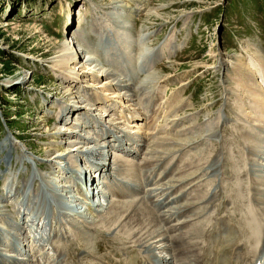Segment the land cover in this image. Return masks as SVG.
<instances>
[{"label":"rangeland","instance_id":"374dc122","mask_svg":"<svg viewBox=\"0 0 264 264\" xmlns=\"http://www.w3.org/2000/svg\"><path fill=\"white\" fill-rule=\"evenodd\" d=\"M114 5L115 8L111 9ZM132 6L134 0H0V62L13 61L15 65L11 74L1 71L0 65V146L6 143L5 140L11 145L0 153V264L13 261L23 264L26 259L32 260L31 255L36 259V264H87L89 261L90 264H111L105 255L112 261L156 264L159 259L153 257L173 256L172 253L161 254L140 249L137 243L127 242L125 238H129L120 234L119 229L114 230L116 238H113L110 225L99 223L93 227L91 215L95 213L90 215L86 209L88 205L83 175L73 173L72 170L66 173V169L70 165L74 167L75 163L72 160H59L61 163L45 167L41 164L44 162L39 161L44 159L46 162L49 156L55 157L66 149V138L72 143L81 142L83 147L90 145L88 149L97 144L96 141L91 143V138L101 140L95 137L99 128L82 124L79 120V115H84L89 108L86 106L88 95H85L87 84H74L69 79H61L60 69L54 70L51 67L53 56L64 48L61 47L63 41L75 36L77 32L81 35L80 44L88 47L89 55L99 66L104 65L127 74L132 72L135 84L143 82L146 76L156 75L153 80L155 84L151 82L148 88L156 91L155 104L158 108L155 113L158 114L155 125L162 126L164 132L156 134L151 141L147 137L146 152L154 154L153 158L159 161L154 170L157 176L153 175L149 180L151 173L145 179L143 173L138 174L135 168L128 167L134 175L131 172L126 178L120 176L112 181V188L119 190L124 186L134 192L120 198L118 202L141 201L152 210L162 230L182 223L183 220L188 221L189 218L185 219L187 214L179 216L177 222H171L169 226L160 221L161 215L177 206V202H171L174 205L170 204L169 209L162 208L161 199L171 200L175 196L166 195L171 189L173 192L182 188V172L187 171L189 173L186 176L191 174V177L185 179L190 181V185L183 187L188 193L187 197L191 199L197 190L205 191L206 204L201 202L202 205L199 203L200 207L196 205L193 210V214L201 213L196 217L197 221L203 222V230L210 234L220 219L219 227L213 232L218 249L206 238L210 253L218 251L223 256L226 253L225 260L228 263L229 252L239 243L243 233L248 234L255 228H261L256 240L260 234V240H263L264 197L255 189V179L259 175L253 171L249 162L264 140V107L257 111L254 99L242 102L241 92L236 89L237 85H242L244 90L249 89L247 82L241 80L247 81L248 77V80L257 78V88L264 92V75L260 78L257 74L261 68L264 69V0H149L140 3L138 8L135 6L136 9ZM129 10H132L131 13ZM145 33L150 35L147 44L144 42L142 46L139 41ZM167 38H171L172 42H169V47L176 50L156 62L150 73L147 72L145 59L141 56L143 47L157 48ZM112 45L115 50L111 49ZM238 60L244 64L240 74L232 68ZM220 61L224 62V66L220 65ZM130 76H124L122 81L130 80ZM225 87L228 89L226 94ZM150 95V91L140 97L138 94L136 102V107L147 109V114L150 108L148 103L152 99ZM253 97L256 100L258 96L254 94ZM72 102L82 103L86 107L77 115H67V119L78 127L71 124L61 127L70 132L66 131L69 134L66 138L64 135L58 137L57 132L63 130L58 124L60 105ZM243 103H248L250 119L242 115ZM96 107L90 106L91 109ZM100 113L105 111L101 109ZM80 129L91 133L85 134L89 136L88 139L79 140L71 136L74 132L80 137L84 135L85 131L80 132ZM55 132L57 137L53 136ZM172 140L175 143H168ZM155 141L163 145L153 146ZM168 156L176 157L169 163L171 159ZM99 158L101 156L95 159ZM77 165L76 168H84L83 161L77 162ZM56 166L60 168L55 172L53 167ZM90 175H93L92 171ZM102 181L100 178L103 190ZM48 182L50 187L49 184L47 186ZM62 184L65 188L61 187ZM187 187L190 189L186 190ZM92 189L94 186L90 189L88 185V194ZM164 190H167L165 196ZM67 192L79 199L74 203L69 202L64 198ZM104 192V199H108L104 200L105 203L117 201L110 197L108 191ZM259 198L262 200L258 202ZM178 202L179 205L185 203ZM68 213L70 217L66 218ZM126 221L136 231L144 229V223L138 217H126ZM153 222L155 224V220ZM244 224L245 227L241 228ZM226 226L240 229L230 239L224 234ZM181 229L174 233L171 231L172 236L185 231ZM74 232H81L82 235L74 238L71 236ZM158 233H161L159 229ZM71 238L73 241L68 242ZM165 244L170 245L167 241ZM54 245H57L58 251L54 250ZM205 245L207 247V243ZM68 246L69 253L71 248L75 249L74 254L66 253L65 248ZM111 252L118 253L111 256ZM175 260L172 258L169 262L176 264ZM209 260L203 261V264H210Z\"/></svg>","mask_w":264,"mask_h":264},{"label":"bare ground","instance_id":"6f19581e","mask_svg":"<svg viewBox=\"0 0 264 264\" xmlns=\"http://www.w3.org/2000/svg\"><path fill=\"white\" fill-rule=\"evenodd\" d=\"M147 1H149V0H134V7L136 6L138 8L140 3L147 2ZM115 2L117 3L119 1H115ZM115 6L116 5L112 6L111 9H114ZM134 7H133V9H136ZM132 10H129V12L131 13ZM124 19H125V17H124ZM126 20H124V21H126ZM127 30H128V27H127ZM149 35H150L149 33H145L142 36V38H140V41H142V43H140V41H139V44H141L142 46L144 45V42H145V44H147L146 40H147V37ZM80 36L81 35L77 32V34L75 36L72 35L70 37V39H67V41H63V45L61 44V47L64 46V48H63V50L62 49L59 50V52L57 53L56 56H53L54 57L52 60L53 64L51 65V67L54 68V70H55V68L60 69L59 73H61V75L59 77L61 79H63V78L69 79L70 83H74V84L75 83L80 84L82 82H85L87 84V85H85V84H83V85H85V88L88 89V90H85V95L86 94L88 95V98H87L88 104H86V106H89V108H87L85 110L86 112L83 113L84 115H79V120L81 121L82 124H85L88 126L91 125L93 127L99 128V132L96 133L95 137L100 138L101 140L97 141L96 139L91 138L93 140V141H91V143L94 141L97 142V144H95L94 146L92 145L93 146L92 149H88V147L90 145L88 147L81 146V144H82L81 142H78V143L73 142L72 143V142L67 141L68 138H66V137L69 135L67 133L70 131H68V129L61 128V127L67 126L69 124H71V126H75V128H76V126L78 127L77 124H75L74 122L72 123L71 120L69 121L67 119V118H69V117H67V115H70V114L71 115L72 114L77 115L78 112L81 110H84L86 106L85 105L83 106V104H82V103H85V101L82 103L72 102V103H70L71 105L69 104L70 106L68 104L60 105V112H59L60 118L58 119V121H59L58 124L61 125L59 128L61 130L62 129L63 130L60 132L58 131L57 134H58V137L64 135V137L67 139V140L65 139L66 140L65 144H66L67 148L64 149L63 151L59 152L57 154V156H55V157L49 156L47 159H45L46 162L44 161V159H41V160L39 159V161L44 162L41 164H44L45 167H47V166L50 167V166H52L51 164L54 165L56 163H61V161H59V160H63V162L72 160V162L75 163V166L73 167V165H70L66 169V170H68L66 173H68L72 170L73 173L77 172L78 175H80V176L83 175V178L85 180V191L86 192L88 190L86 187L87 183L90 186V189L93 188V186H94V189L97 190V192H93L94 189H92L91 195L88 196L87 198H85L87 200V202L84 200V203H83V204H85V202H86V204L88 205L86 207V209L90 215H91V213H95V215L94 214L91 215V219L94 223V224L92 223L94 225L93 227H96L97 224H99V223H104V225L105 224L110 225V227L113 229V231L111 232L112 234L114 233V230L116 231V229H119L120 234L129 238V239L125 238V240L127 242L137 243L138 247H140V249H145V250H147V252L156 251V252L161 253V254L162 253H172L173 254L172 257H170L169 255L168 256L153 257L154 259L158 257V259H159V260H157L158 263L172 264V262H169L170 259L172 260V258H176V260H177V262L175 260L176 264H190V262H191V264H203V261L205 262L208 259H210L209 260L210 264H256L257 261H261V259L263 257V255L261 253H264V235L262 234V237H263L262 241L260 240V239H262L261 234L259 235L258 240H256L257 233L259 230H261V228H255L253 231L248 232V234L243 233L241 235V237L239 238V240H240L239 243L237 245H235L234 246L235 248H233L229 252V262L228 263L225 260V258L227 257L226 253H225V256H223L224 254H220L218 251H213L212 253H210V251H208L209 250L208 249L209 244H208V239H206V238H209L211 244L214 245V248H217V245L215 243L216 240H215V237L213 235V232L219 227L220 219L218 221V225L215 228L211 229L210 234H207L205 232V230H203V222H202L203 219L201 220L202 223H200L199 221H197V217H196L197 215H200L201 213L197 211L198 213L193 214V212H194L193 210L196 207V205H198L199 203L201 204V202H205V199H206L205 195H204L205 191L202 192L201 190H197L195 195L193 194L194 192L191 193L194 195L193 197H191V199L187 197V194H188L187 191L183 190L184 185H186V184L190 185V181L185 180V179L191 177V174H189L190 176H186V174L189 173L187 171H184L185 173L182 172V188L180 187L182 189V192L180 191L181 189L180 190L178 189L179 192L177 189H176V191L172 192V189H171L168 195L165 194L167 190H164V192H163L164 194L161 192L163 194V196L166 195V196L172 197V195H175L171 200L170 199L165 200V198H162L161 199V205L163 206L162 208H168V206L170 204L177 202V206L173 207L172 209L168 208L169 210L167 211L168 212L167 214L161 215V213H160V215H161V216L159 215L161 217L160 221L163 222L165 226L166 225L169 226V224L171 222L178 220L179 216H181V215L187 214L185 216V219L189 218V220L187 219L188 221L183 220L182 223L176 224L175 226H170L168 229L166 228L167 230H162L160 228L158 222H156L157 217H155L152 210H150L141 201L136 200V201H131V202H122V203L118 202L120 200V198L125 197V196H129V194H130V192L125 193L124 186H122L121 189L119 188V190H117V189L112 190L110 193L111 194L110 197L114 198L117 201L110 200L107 203L104 202V200L108 201V199H104V198H106L105 197L106 192H104L105 180H109V182L112 183V181H114L115 179H118L120 176H123V178L125 176V178H126L127 174H131V172H132L131 169H128V167L135 168V170L138 172V174L143 173V177L145 179L148 177L149 174L152 173L149 180L152 179L153 175L156 172L154 170L157 168L159 161L153 158L154 154H152L148 151L146 152L147 137H148L149 141H151L153 138L156 137V134L158 135V133L159 134L163 133L164 130H162V126L160 127L158 125H155V118L158 114V113L157 114L155 113V110L158 108V107L156 108V104H155L156 91L153 88H151V89L148 88V86L151 84V82L154 83L153 80L156 78V75H155V77L152 75L148 76V77L146 76V79H144L143 82H141L139 84H135L133 82V76L134 75L132 72H131V74H127L125 72H119V71L113 70L110 67H105L104 65L99 66L100 64L97 61H95L89 55L88 47L85 44H83V46L80 44V42L82 41ZM125 39H126V37H125ZM165 40H167V41H163V43L159 44L158 45L159 47L157 46V48H148V47H146V45L143 47V49L141 51L142 52L141 56L144 57V59H145L144 63H145V66L147 67V72L150 73V71L153 68V65H155L156 62H158L164 58H167L168 55H171L172 52H174L176 50V49H172L169 47V42H171L170 41L171 38L170 39L167 38ZM132 44H134V43H132ZM171 44H172V42H171ZM113 46L114 45H112L111 47H113ZM124 47H125V45H124ZM132 47H134V46L132 45ZM76 48H79L80 51L77 50ZM111 49H114V47ZM106 54L108 55L109 53H106ZM165 55H166V57H165ZM236 62L237 63H234L233 65L231 64V65L233 66L232 67L233 70H235V72L240 74L241 69H242L244 64H242L243 62H240V60H238ZM220 65L224 66V62L220 61ZM47 66L49 67V65H47ZM95 68H97V69H95ZM130 69H132V67ZM67 70H69V71L63 73L64 71H67ZM260 70L258 71L257 74L261 78L264 75V69L261 68ZM96 72H98V73H96ZM133 72H135V71H133ZM94 76H97V77H94ZM124 76L125 77L130 76V80L122 81ZM103 77L104 78L107 77V78L105 80H102ZM242 77H243V75H242ZM260 78H258V79H260ZM241 80L243 81V83L247 82L248 87H249V89L247 88V90H244V87L242 85H240V86L237 85L238 88L236 89V91L241 92L240 95L243 98L242 102H246L245 101L246 99H254V101H256L255 109L258 108V109H256L257 111L261 110V108L264 107V92H262V90H260L259 87L257 88V78H252V79L248 80V77H247V81H245L243 79H241ZM259 82H260V80H259ZM89 83L91 85H89ZM241 88H243V90ZM122 91H124V92H122ZM147 91H150V93H151L150 97L152 98L148 103V107H150L149 108V114H147L148 113L146 111L147 109H139L136 107L137 106L136 102L138 100V94L140 97V95L144 94ZM227 91H228V89L226 88L224 94H226ZM83 92H84V89H83ZM254 94L255 95L257 94V96H258L256 98V100H255V97H253ZM163 98H161V99L163 100ZM164 100H165V98H164ZM90 106H97L100 108V110H99V108L97 110V107L95 109H91ZM242 108H244V110L242 109V115L245 116V118L250 119L251 113H250V111H248V109H249L248 103L245 105L243 103ZM101 109H102V111H105V113H100ZM245 109L247 110V112L245 111ZM94 111H99V112H97V114L92 115L91 113H93ZM252 115H254V114H252ZM262 120H264V119H262ZM253 126H255V125H253ZM214 129H215V127H214ZM251 129H253V128H251ZM66 131H67V133H66ZM83 131H85V130L80 129V132H83ZM74 133L71 134V136L73 135L79 140H85V139H88V137H89V136L85 135V134H89L87 131H85L84 135H82L81 137H80V135H78V134L75 135ZM55 134H56V132H55ZM57 134L53 135V136L57 137ZM197 136H198V134H197ZM160 139H163V137ZM166 139H168V138H166ZM7 141L8 140H5L6 143H8ZM6 143H4L2 146H0V153L5 152L6 149H9L11 147V145L9 143L8 144H6ZM168 143L172 144L175 142H173V140H172ZM166 144H167V141H166ZM160 145H163V144L160 142H156V141H155V143H153V146L159 147ZM49 148L51 150L52 145H50ZM184 151L185 150L183 149V152ZM252 153H253V151H252ZM252 153L250 152L251 155H252ZM97 156H101V159L100 158L95 159ZM175 157L176 156H173V158H175ZM256 157H257V159H255ZM168 158H170V157L168 156ZM173 158H170L171 160L169 161V163L172 162ZM93 160H95L96 162H98V161L99 162L94 163ZM82 161L84 164V168L82 169L81 168L82 166H80V168H76V167H78L77 162H82ZM250 161H251V163L249 162V165L250 166L252 165L253 171L259 175L258 179H255V182H256L255 189L257 192H260L262 194V196L264 197V140H263V142L260 143L259 149L257 148V153L252 155V157H250ZM173 166H171L170 168H172ZM190 167H192V166H190ZM57 168H60V166L59 167L58 166L53 167L55 172H56ZM119 168H121V169H119ZM60 170H62V169H60ZM91 171H92L93 176L90 175ZM118 171H120L121 173H119ZM188 171H189V169H188ZM247 171H250V170H247ZM124 172H126V173H124ZM179 173H181V172H179ZM132 174H133V172H132ZM154 176H157V175H154ZM159 177H160V174H159ZM159 177H157V178L159 179ZM100 178L103 179V181L101 182L103 184V190L100 187V185H101L100 184ZM131 181H132V179H131ZM48 184H49V182L47 183V186H48ZM58 184H60V183H58ZM137 186L133 187V188L135 189V188H137ZM49 187H50V184H49ZM51 187H52V185H51ZM61 187H64V185L62 184ZM189 187H187L186 190ZM139 189L141 190V188H139ZM191 189H192V187H191ZM61 190L64 191V189H61ZM193 190H191V191H193ZM145 191H147V190H145ZM8 192H9V190H8ZM72 192H75V190H72ZM131 192L133 194L134 191H131ZM136 192L137 191H135V194H136ZM69 193H71V192H69ZM69 193L64 197V198H67V200H69V202L74 203L75 200L79 199V198H77V196L73 195V193L71 195H69ZM52 194H53V192H52ZM52 194H50V195H52ZM142 194H144V193H142ZM34 195H31V196H34ZM14 196H16V195H14ZM26 196H27V194H26ZM159 196H161V195H159ZM7 197L8 196H6V198ZM57 198H58V196H57ZM13 199H14V197H13ZM27 199H28V197H27ZM50 199H51V197H50ZM210 199H211V197H210ZM55 200H53V201H55ZM169 200H170V202H169ZM261 200L262 199L259 198L258 202ZM178 201L185 202V203H181L182 205H179ZM11 204H13V202ZM157 204H159V203L157 202ZM205 204H206V202H205ZM172 205H174V204H172ZM51 206H53V204ZM176 207H178V208H176ZM154 209L155 208H153V210ZM107 210H108V212H106ZM162 211H165V210H162ZM201 212H202V210H201ZM34 215H36V214H34ZM159 216H158V218H159ZM69 217H70V214L68 213L66 215V218H69ZM126 217H129V218L138 217L144 223V229H142L140 231H136V230L132 229V227L127 223ZM151 218H153V220H155V224ZM34 219H36V217ZM198 222L200 224H198ZM208 223H209V221H208ZM245 224H246V222H245ZM245 224L241 228L245 227ZM155 225H156V227H155ZM44 227H46V226H44ZM181 227H182L181 230H185V231H182L181 233L178 232V234H173V236H172L171 231H173V233H174L175 230L180 229ZM263 227H264V220H263ZM172 228H173V230H172ZM158 229L161 233H158ZM233 229H234V231H233ZM239 229L240 228L237 229V228L232 227V226H226V228L224 230V234H225V236L230 237V239H231L233 237V235ZM112 234L110 236H112ZM80 235H82L81 232H74V233H72L71 236H73L74 238L75 237L78 238V236H80ZM113 235H114L113 238H116L115 234H113ZM81 237L83 238V236H81ZM250 238H252V239H250ZM205 239H206L207 247L205 245L206 243L204 242ZM38 240H39V238H38ZM120 240H123V239H120ZM72 241H73L72 238L70 239V241L68 240V242H72ZM166 241L170 243L169 246L167 245L168 247L165 244ZM259 242H261L260 245H259ZM22 244L23 243H21V245ZM85 245H87V244H85ZM123 246H126V245H123ZM123 246H121V248ZM55 247H54V250L56 249L58 251L59 248L57 247V245ZM70 248H71V246H70ZM66 249H67V251H66ZM65 251L67 254H72L75 251V249L71 248V252L69 253V246H68L65 248ZM121 251H120V253H121ZM24 252H25V250H24ZM117 253L111 252L109 254L111 256L112 255L115 256V255H117ZM55 256H56V254H55ZM90 256H91V254H90ZM31 257H32V260L29 259L31 262H29V260L26 259V260H24L23 264L35 262L36 259L34 260V256L31 255ZM136 257H135V259H136ZM168 257H170V259H166ZM105 258L109 262L111 261L112 262L111 264H125V262H126V260H125V262L115 261V260L112 261L113 259H111L107 255H105ZM47 260H50V259H47ZM43 261L45 262V260H43ZM53 261H54V259H53ZM68 261H71V259ZM87 261H89V260H87ZM40 262H41V259H40ZM89 262H87V264ZM94 262L96 263L95 260H94ZM36 263L37 262H35V264ZM140 263H141V261H140ZM10 264H16V262L13 261ZM47 264H49V263H47ZM74 264H76V263H74ZM126 264H129V263L126 262ZM131 264H132V262H131Z\"/></svg>","mask_w":264,"mask_h":264},{"label":"trees","instance_id":"16d2710c","mask_svg":"<svg viewBox=\"0 0 264 264\" xmlns=\"http://www.w3.org/2000/svg\"><path fill=\"white\" fill-rule=\"evenodd\" d=\"M1 71H3L5 74H11L14 70L15 65L13 64V61H1Z\"/></svg>","mask_w":264,"mask_h":264}]
</instances>
